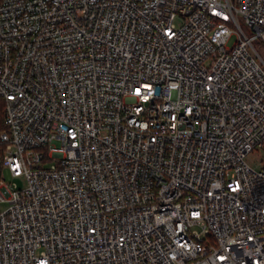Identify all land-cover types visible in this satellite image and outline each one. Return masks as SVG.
<instances>
[{
	"label": "built area",
	"instance_id": "2783aa9c",
	"mask_svg": "<svg viewBox=\"0 0 264 264\" xmlns=\"http://www.w3.org/2000/svg\"><path fill=\"white\" fill-rule=\"evenodd\" d=\"M262 52L264 0H0V264H264Z\"/></svg>",
	"mask_w": 264,
	"mask_h": 264
},
{
	"label": "rangeland",
	"instance_id": "374dc122",
	"mask_svg": "<svg viewBox=\"0 0 264 264\" xmlns=\"http://www.w3.org/2000/svg\"><path fill=\"white\" fill-rule=\"evenodd\" d=\"M235 41H236V37L230 39V41L227 44V47L231 48L235 44ZM2 161H3L2 154L0 152V162H2ZM246 161L255 170H260V169H262L264 167V152L262 150H257V152L249 155L246 158ZM45 166L48 167V166H50V164H45ZM3 173H4L5 177H6V180L10 181L11 180L10 174L7 171H3ZM3 173L0 171V179L2 178V174ZM14 184H17L18 187H21V188L25 187L22 178L15 179Z\"/></svg>",
	"mask_w": 264,
	"mask_h": 264
},
{
	"label": "trees",
	"instance_id": "16d2710c",
	"mask_svg": "<svg viewBox=\"0 0 264 264\" xmlns=\"http://www.w3.org/2000/svg\"><path fill=\"white\" fill-rule=\"evenodd\" d=\"M263 56H264V52H262ZM6 130V126L4 123V116H3V106H2V101H0V134ZM4 146L2 144H0V150L2 152Z\"/></svg>",
	"mask_w": 264,
	"mask_h": 264
},
{
	"label": "snow or ice",
	"instance_id": "6c2138e0",
	"mask_svg": "<svg viewBox=\"0 0 264 264\" xmlns=\"http://www.w3.org/2000/svg\"><path fill=\"white\" fill-rule=\"evenodd\" d=\"M137 92H139V90H137Z\"/></svg>",
	"mask_w": 264,
	"mask_h": 264
}]
</instances>
